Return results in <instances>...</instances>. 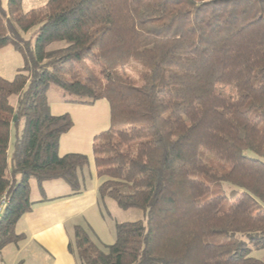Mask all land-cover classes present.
<instances>
[{
	"label": "trees",
	"instance_id": "1",
	"mask_svg": "<svg viewBox=\"0 0 264 264\" xmlns=\"http://www.w3.org/2000/svg\"><path fill=\"white\" fill-rule=\"evenodd\" d=\"M7 45L24 65L0 75V247L21 238L32 178L82 188L89 157L59 153L75 122L51 112L55 85L70 102H109L111 125L93 139L99 195L146 214L117 223L108 251L76 226L69 249L82 264H263L250 253L264 247V0H48L28 11L0 0Z\"/></svg>",
	"mask_w": 264,
	"mask_h": 264
},
{
	"label": "crops",
	"instance_id": "2",
	"mask_svg": "<svg viewBox=\"0 0 264 264\" xmlns=\"http://www.w3.org/2000/svg\"><path fill=\"white\" fill-rule=\"evenodd\" d=\"M53 91L51 87L48 90L51 112L54 115L69 113L75 122L73 128L62 136L59 153L81 151L79 147L83 139L77 133L81 122L84 132L88 133L87 142L92 141L93 149L94 137L111 124L109 102L102 99L94 105L78 104L62 95L52 100L50 95ZM86 153L94 157L93 150ZM94 168L91 185L87 186L84 180L79 192L60 178L45 181L43 189L37 180L35 186L31 184L32 209L15 226V232L21 238L0 247L3 264H82L77 254L69 249V244L75 239V228L80 225L78 220L83 218L92 227L105 225L99 195L101 179L97 175L95 161ZM34 187L41 192L35 199L32 198Z\"/></svg>",
	"mask_w": 264,
	"mask_h": 264
},
{
	"label": "rangeland",
	"instance_id": "3",
	"mask_svg": "<svg viewBox=\"0 0 264 264\" xmlns=\"http://www.w3.org/2000/svg\"><path fill=\"white\" fill-rule=\"evenodd\" d=\"M48 0H22V6L24 11H28L31 9L39 8L46 4ZM3 5L6 7L9 3V0H2ZM38 26L32 28L25 36L26 37H36V34L38 32ZM55 46L51 45L50 47ZM24 60L20 52L16 51L12 45H7L5 47H2L0 49V75L8 78L13 79L18 70L23 67ZM221 88L228 91L230 88L228 86L220 85ZM54 91L51 93L50 97L53 100L54 98H59V96H65V98L71 99L74 98L72 94H69L62 90L61 88L53 85L51 86ZM12 104L16 105L17 98L16 96L11 97ZM82 116V115H81ZM78 118V117H77ZM80 119H83V117H80ZM111 124H109L106 128H109ZM25 128V119L21 118L19 122L18 131L20 133L23 132ZM104 128V129H106ZM103 129V130H104ZM15 132L16 129L13 128V140H15ZM78 135L82 136L83 139L80 143L79 151L78 153H83L88 156V153L92 148V141L87 142V136L88 133L84 132V128L82 126L78 130ZM13 144L11 145V153L13 151ZM89 157V164L85 166L84 168L79 170V179L81 182V185L84 184L83 181L85 180V184L87 186L91 185V179L93 175L95 174V168H94V157ZM92 176V177H91ZM31 184L35 186L36 179H31ZM227 192L229 193L230 187L227 186ZM41 195V192L34 187L33 189V195L32 198H38V196ZM101 209L103 212V215L105 216V225L104 227H98L94 226L85 221V219L80 218L78 222H80V226H82L90 235L92 240L96 243V245L104 250L108 251V246L111 245L115 239H116V224L119 222H125V221H137V220H144L146 218V214L144 210L137 209V208H122L118 205L117 201L111 197H105L104 199H101ZM252 251L250 253V256L257 258L261 260L264 264V247H255L251 246Z\"/></svg>",
	"mask_w": 264,
	"mask_h": 264
},
{
	"label": "built area",
	"instance_id": "4",
	"mask_svg": "<svg viewBox=\"0 0 264 264\" xmlns=\"http://www.w3.org/2000/svg\"><path fill=\"white\" fill-rule=\"evenodd\" d=\"M9 204H10V198L7 195V193H4L0 197V222L3 220L6 214ZM0 242H1V237H0ZM0 264H3V263L0 261Z\"/></svg>",
	"mask_w": 264,
	"mask_h": 264
},
{
	"label": "water",
	"instance_id": "5",
	"mask_svg": "<svg viewBox=\"0 0 264 264\" xmlns=\"http://www.w3.org/2000/svg\"><path fill=\"white\" fill-rule=\"evenodd\" d=\"M14 120H17V116H15Z\"/></svg>",
	"mask_w": 264,
	"mask_h": 264
}]
</instances>
